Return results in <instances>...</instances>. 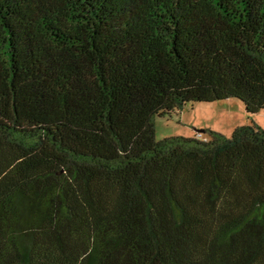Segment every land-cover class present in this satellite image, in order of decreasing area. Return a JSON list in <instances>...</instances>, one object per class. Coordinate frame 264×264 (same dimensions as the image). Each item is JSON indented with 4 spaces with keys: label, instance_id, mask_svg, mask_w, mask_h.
Segmentation results:
<instances>
[{
    "label": "trees",
    "instance_id": "1",
    "mask_svg": "<svg viewBox=\"0 0 264 264\" xmlns=\"http://www.w3.org/2000/svg\"><path fill=\"white\" fill-rule=\"evenodd\" d=\"M264 0H0V264H264Z\"/></svg>",
    "mask_w": 264,
    "mask_h": 264
},
{
    "label": "rangeland",
    "instance_id": "2",
    "mask_svg": "<svg viewBox=\"0 0 264 264\" xmlns=\"http://www.w3.org/2000/svg\"><path fill=\"white\" fill-rule=\"evenodd\" d=\"M256 123L264 129V110L248 113L237 98L186 103L171 115L154 116V135L159 140L170 136L208 137L213 130L229 137L240 125Z\"/></svg>",
    "mask_w": 264,
    "mask_h": 264
}]
</instances>
